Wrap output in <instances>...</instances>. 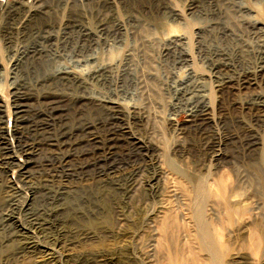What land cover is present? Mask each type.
I'll list each match as a JSON object with an SVG mask.
<instances>
[{
  "label": "rangeland",
  "instance_id": "obj_1",
  "mask_svg": "<svg viewBox=\"0 0 264 264\" xmlns=\"http://www.w3.org/2000/svg\"><path fill=\"white\" fill-rule=\"evenodd\" d=\"M206 1L210 0H169V2L174 3L172 5H175V8L183 13L182 16L185 15L183 18L189 24L186 27L183 21H175L168 0H112L111 4L105 8L106 10L104 9L109 12L104 11V13L102 10V13L105 15V17L103 15L104 18L113 15L109 18L114 17L123 23L124 29L118 39H112V41L108 39L109 43H107V40L94 35V44L86 47L87 51L84 49V53L77 55L78 57L74 54L76 47L74 43L66 45L69 51H67L66 46L57 44L55 45L56 51L53 47L51 51L46 52V54L55 52L51 56L49 53L47 56L45 55L48 58L43 62L46 63L44 66L46 71H49L48 73L51 75H57L60 72L59 69L62 71L76 69V71L86 75L92 68L104 62L115 64L119 60L130 59V63L132 62L134 65V67L131 66L133 71L130 68L132 73L126 75L122 82L125 83L123 86L122 83L118 85L117 80L113 79L114 81H110L107 88L104 87L105 90L103 88L92 89L94 90L92 92L89 89L86 95L88 97L91 95L92 99L99 100L106 97L107 99L117 97L119 99H115L119 100L120 105L123 106L124 104L123 107L132 104L138 106L141 122L138 126H131V131H134L133 133L138 138L152 147L150 149L152 150L153 162H155L153 171L147 170V172L145 170L135 176L136 180L133 179L132 183L134 186L131 185L132 188L129 187L127 193L114 183L109 184L107 180L101 179L99 182L94 179H90V181L88 178L87 181H85L86 178L79 181L76 179L67 180L68 182L64 183L66 185H64L65 193L62 194L65 197L62 196L57 204L55 203L56 197L53 198L49 194H46L48 196L43 195V190L40 187L43 186L41 183L45 185V182L42 179L43 176L38 175L37 172L34 174L36 170L32 168L33 165L27 164L29 173L32 169L31 175L27 172L28 176L33 175L32 178L27 176L29 179H25L28 188L21 187L22 183L16 180L17 173L15 170L0 172L2 175L0 178V219L3 208L9 202L8 199L13 197L8 186L12 185L11 187L16 189L21 187L22 190L17 198L21 200L22 198H30L29 212L36 214L35 216H40L39 222L45 229H43L45 238L40 237V242L43 241L41 242L43 243L42 246H50V248L52 246L57 251V253L53 252V256L56 254L61 264H264V83L261 84L260 80L254 79V82L247 84L238 83L239 86L234 84L232 86L221 85L220 87L215 83L212 76L214 74L209 65L210 59L214 56L212 53L216 54L218 50L223 49L225 56L227 55L228 57H226L231 62L233 60L234 63L237 62L234 68L232 67L234 72L237 68L238 74L242 70L244 72L251 70L252 72L249 73L254 74L256 61L263 57L261 52H264V0H234L236 4L233 0H226L231 4L233 3L232 5L236 9L244 6L249 8V10L241 13L235 10L236 15L240 14L247 18L249 21L248 30L258 34L260 39L249 36L244 27L243 29L242 26L238 27L237 25L231 27L232 29L229 27L230 34L229 32L225 34L226 37L221 35L222 30L209 25L211 24L209 21L204 22V16L196 15L197 10L201 13H207L208 2ZM15 2L20 4V13L23 15L19 21L20 23L21 21L24 22L20 24L21 27L16 21L15 24H10L9 27L11 28H9L0 19L2 22L0 23V87H4V90L0 88V91H3L0 92V106L4 117L2 118L3 127L9 129H13V122L15 123L18 115L26 113V108L21 107L19 109L14 106L15 102L12 96L13 86H18L24 81L27 82L23 76L20 77V73L11 72L12 63L16 57L15 53L25 48L40 47L42 43L39 38L46 32L53 37L57 36L61 29L59 26L57 27L58 23L60 24V21L65 20L73 11L78 14L81 12L78 26L86 25L88 28L91 26L90 29L94 30L96 26L94 24L98 22V16L94 15L96 13L92 8V6L94 7L92 3L94 0L91 2L90 0H0V3L5 6L14 5ZM187 2L194 5V13H188ZM31 5L32 7L34 5L35 8H31ZM29 8L37 11L32 12L34 16L26 17L24 14L30 11ZM88 13L90 14L88 15ZM255 17L256 19H253ZM168 25L181 28L182 31L177 34L187 32L186 38L181 39L183 44H180L178 49L180 48L181 51L190 55L195 64H193L195 74L204 75L203 77L206 79L209 77V82L208 79L205 80L207 83H205V87L203 85L202 91L206 88L203 93L206 94L207 91H210V96L204 98L205 101L199 100V103H196L197 106L210 105V116H212L209 124L207 123L208 126H205V133L204 130L194 131V128L190 127L188 111L192 108L193 98L187 97L185 100H180L177 96L178 89L182 88L180 83H188L191 78L190 62L188 63V60L182 62L179 59L166 60L162 57L160 48L165 44L168 46V44L161 36ZM4 27L9 29V34H5L7 30ZM22 35L23 37H21ZM142 38L145 40L140 42ZM243 42L244 44H242ZM26 43V47H23ZM240 45H245L246 50H250L246 52L248 53L247 59L249 61L246 59L248 62L245 60V63L244 61L238 62L240 60L237 57L234 58V53ZM62 47L65 49L64 51ZM70 51L72 53H68ZM223 51L219 52L223 53ZM55 54L56 57L53 58L52 56ZM57 55H62V58ZM87 55L92 58L87 57ZM207 56L209 60H206L208 59ZM51 57L52 60H50ZM82 58L85 59V62H82L84 61ZM176 61H179V64ZM52 66L53 68H51ZM57 71L59 72L57 73ZM16 75L20 78H17ZM168 75L171 76L169 79L167 78ZM30 76L27 78L31 79L32 76ZM209 84L212 86L210 87ZM177 85L178 88H176ZM117 86L122 89L119 90ZM208 86L212 89H207ZM114 88L116 90H113ZM105 91L106 95L102 97L100 93L104 95ZM113 91L115 94H112ZM207 98L210 101L208 103L206 102ZM258 101H261L260 105L257 104ZM29 104L30 108L35 105L33 101ZM172 105H174L173 108ZM185 105L186 107H184ZM185 108L188 109L187 112ZM249 133L255 136L257 140L254 145L246 148L241 142H243L245 135H250ZM218 141L222 149L219 156L215 157L214 155L217 153L214 152V149H210L209 152V148ZM223 142H226V145ZM39 153L43 154L42 151ZM22 159L17 158V162H23ZM151 171L161 173V179L157 184L161 190V195L157 199L149 197L146 190L147 178L152 174ZM3 181L5 182L2 183ZM85 182H89L93 186ZM33 187L40 189L36 188L37 191ZM91 187H94L95 191ZM81 189H85L86 194L81 195L83 193ZM121 193L122 195H120ZM5 194L8 195L5 196ZM35 195L38 196L35 197ZM78 202L83 206L79 205ZM54 203L55 205H53ZM199 205L202 206L200 208L202 211L196 213ZM55 206L59 210L63 207L62 211L64 212L61 215H64H60L63 218L59 217L61 219L59 221L63 222L45 223L44 220H47L48 214ZM25 218L26 216H19L23 222H25ZM42 219L44 220L42 221ZM47 232L49 236H46L48 235ZM4 236L5 234L2 233L1 237ZM25 241V243L24 240L21 241L24 244L1 243L0 264H52L54 262L50 261L52 260L51 255H47V257L40 252L44 251L43 248L33 250L29 247L36 242L35 239ZM19 246L23 248L20 251H18ZM16 251L19 253L14 255ZM15 256H17L16 259Z\"/></svg>",
  "mask_w": 264,
  "mask_h": 264
},
{
  "label": "bare ground",
  "instance_id": "obj_2",
  "mask_svg": "<svg viewBox=\"0 0 264 264\" xmlns=\"http://www.w3.org/2000/svg\"><path fill=\"white\" fill-rule=\"evenodd\" d=\"M83 1H85V0H83ZM91 1L92 0H90V2ZM111 2H112V0H94V2H92L94 5V7L92 6V8H94V10H95L94 12L96 13L94 15L98 16V19H97L98 22H97V24H96V22L94 24V26L96 25L94 28L95 31L90 29L91 26H89V28L86 25L85 26H82V25L78 26L77 23H78L79 18H80L79 15L81 14V12H80L81 10L80 11L78 10L80 12V14L73 11L72 13H70L66 17L65 20L60 21V24L58 23L57 27L59 26L61 29H60L59 34L56 33V34H58L57 36L53 37V36H51L50 33H48V34H47V32L44 33L43 32L44 30H43L42 32L45 35H43L39 38L40 39L39 41H41V43H42V45L40 47L35 46L32 48L30 47V49L25 48L24 50H20V51L18 49H16L18 51L15 53L16 57L13 60L11 72L12 73H15V72L20 73V77L23 76L27 80V82L24 81L23 83L19 84L18 86H13L12 88L14 91L12 90L13 91L12 96L14 97V102H15L14 106H17L19 109L21 107L22 108L24 107V108H26L27 111L25 110L26 113L24 115L23 114L18 115V117L15 115L17 118L15 119V123L13 122V124H14V126L12 125L13 129H9L8 127H6V128L3 127V122H2L3 119L2 118H4V117H3L1 106H0V172H6L7 170H15L17 173L16 180L20 181L22 183L21 187L25 186V188H28V187H26L27 185H26L25 179H27L28 177L32 178L33 175L28 176L27 172L29 173V171L27 169V164L33 165L32 168H34L36 170L35 173L34 172L33 173L36 174V172H37L38 175L43 176L42 179L44 180L45 185L41 183V185H43V186H41V187L39 186L41 188V190L44 191V192L42 191L43 195L45 196L46 194H49L53 198L56 197V199H57V201L55 202L56 204L59 200L62 199V196H63L62 194L65 193L64 189H65L66 185L64 183L67 180L76 179L79 181L80 179L83 180L84 178H86L85 181H87V178H88V180H90V179H94L96 181L98 180V182L101 179L107 180V182L109 184L114 183L123 192L127 193L128 192L127 190L129 189V187L132 188L131 185H133L132 184L133 179L136 180V178H135L136 175H138L142 171L144 172L145 170L147 171V170H152L153 168H155V166H154L155 162H153V158H152V156H153L152 150L150 149L151 146H149L147 143H145V141L138 138L133 133L134 131H131V129H132L131 126H133V125L138 126L139 123L141 122V116L139 115V112H138V106L136 107V105L132 104L129 106L126 105L127 107H123L125 105L124 104H123V106L120 105L118 103L119 100L118 101L116 100V99H119L117 97H114L112 99H107V97H106V98H103L105 100H103V99L99 100V99H95V98L92 99L93 97H91V95L89 97L86 95L87 94L86 92L89 89H91V90L96 89L97 90L99 88H103V90H105L104 87L107 88V85L113 79L115 81L117 80L118 85L119 84L121 85V83L126 78V75L128 76V74H130V72H131L130 70L132 69L131 66L133 64H132V62L130 63V59L129 60L128 59H122V60L117 61L115 64H110V63L104 62V63L100 64L99 66H95V67L93 66L94 68L90 67L92 69L86 75L83 72L76 71V69L75 70L69 69L70 71L69 70L68 71H66V70L62 71L59 69L60 72L57 71V73L59 72L58 74L56 73L57 75H51L50 73H48L49 71H46V68L44 67L46 63H43V62H45V59L48 58V57H45V55L47 56V54L49 53L51 56L53 51H52V53L48 52L47 54H46V52L49 50L51 51L53 47H54L53 49L55 50V45H57V44L58 45L62 44L64 46H66V45H71L74 43L76 47H75V51L73 48V51L75 52L74 54H76V56H77L79 54L84 53V49L86 50V47H89L90 45L94 44L93 43L94 35L95 36L97 35V37L102 38L105 41L107 40V43H109L108 39H111V41H112V39H118V36L121 34V32H123L122 30L124 29L123 23L120 20H116L114 17L112 19L109 18V17L113 16L110 14H109L110 16L108 18L107 17L104 18L105 17L104 13L106 12L105 8H107L108 5L111 4ZM168 2H169V0H168ZM206 2H208L207 13H205V12L201 13V11L199 12V10H197L196 15L204 16V19H205V21L203 20L204 22L209 21L211 23L209 25H212L216 28H219L220 31L222 30L223 33L221 32L222 33L221 35L227 34L231 27L237 25L238 27H241V26H242V28L244 27L245 29L244 28L243 29L245 30V32H247L249 34V36H253L255 39H256V37L257 38L260 37V36H258V34L248 30L249 21L247 18L242 17V15H240L238 13H237L238 15H236L235 10H237V12H240V13L245 12V10H249V8L247 6L236 9L235 6L232 5L233 3L231 4L230 2H228L226 0H210V1H206ZM233 2H234V0H233ZM187 3H188V5H187L188 13H190V14L194 13L195 12L194 5L191 2H187ZM169 4H171L170 7H171V10L173 12V16L175 17V21L181 20L185 23L186 27H188L189 24H187V21H185L186 19L183 18L185 15L182 16L183 13H181L177 8H175V5H172V4H174L173 2H169ZM234 4H236V3L234 2ZM86 6H87V4H86ZM203 6H205V5H203ZM33 7H34V5H33ZM33 7L31 5V8H33ZM89 8H91V6H89ZM28 10H30V11L26 12L25 14L23 13L24 15H26V17L33 15L32 12L35 13V11H37L34 9L31 10L30 8ZM90 10H89V12H91ZM102 10H103V12L104 11L105 12L102 13ZM92 11H93V9H92ZM20 12H21V8H20V4L18 2H15L14 5L12 4L11 6H5V5L0 3V19L2 20V22L5 26L9 27L10 24H12V23L15 24L16 21H18L19 25L21 23H24L23 21H21V23L19 22L23 16ZM107 12H109V11L107 10ZM89 14L90 13H88V15ZM260 14L262 15V13H260ZM103 15H104V17H103ZM90 16H92V15H90ZM253 19H256V17ZM260 20H261V18H260ZM133 21H137V20H133ZM2 22H0V23H2ZM257 23H259V22L257 21ZM52 25H54V24H52ZM181 25H183V24H181ZM20 27H21V25H20ZM35 27H37V26H35ZM48 27H50V26L48 25ZM4 28H6V30H7V32L5 34H9L10 33V32L8 33L9 29L7 27H4ZM9 28H11V27H9ZM38 28H37V30H38ZM34 29L36 30V28H34ZM45 30H46V27H45ZM181 31H182L181 28L176 27L174 25H168L164 29V32L162 33L161 37L162 38L164 37L163 39H164V41L166 40V43L168 44V46L166 44L163 45V47L161 46V48H160L161 54H162V57L165 58L166 60L172 59V61H173V60L179 59L182 62L183 61L187 62V60H188V63L190 62V67H191V72H192L190 79H192V81H190V79H189L188 83H186V82L180 83V86H182V88L178 89L177 96H178V99H180V100H185L187 97L193 98V102L191 103L192 108L188 111V117L190 118V119H188V121L190 122V127L194 128V131L195 130H198V131L204 130V133H205V130H206L205 126H208V124H209L208 122L211 121L210 117L212 116V115L210 116V110H211L210 105L207 104L209 101L208 100L209 98H207V101H206L207 103L205 102L208 105V107H207V105H203L202 103H200V104H202L203 106L202 105L197 106L196 103L199 100L200 101L204 100V98L210 96V93H211L210 91L206 90L207 91L206 94L203 93V91L206 88L203 89V91H202L203 85L205 87L206 86L205 83H207L205 80H207L209 77L206 79L205 77H203L204 75L195 74V71H194V68H195L194 65L195 64L192 62V58L190 57V55L188 53L187 54L184 53V51H181L180 48L178 49L179 45L183 44V41L181 42V39L186 38V35H187V32L182 33L183 35L177 34L178 32H181ZM233 31H234V29H233ZM16 32H14V33H16ZM216 32H217V30H216ZM133 33H135V32H133ZM229 34H230V32H229ZM21 37H23V35ZM217 37H221V36H217ZM225 37H226V35H225ZM96 39L98 40V38H96ZM241 39H242V37H241ZM144 40L145 39L142 38V39H140V42H143ZM105 41H103V42H105ZM242 44H244V42ZM26 45H27V43L23 47H26ZM63 47H62V50L64 51L65 49H63ZM93 47H95V46H93ZM14 48H16V47H14ZM58 48H60V47H58ZM67 48L68 47L66 46V49ZM19 49H20V47H19ZM247 50H246L245 45L238 46L236 52L234 53L235 54L234 58L237 57L240 60L238 62H241L244 60L246 61V59L248 58V55H247L248 53H246V52L250 51V50L249 51H247ZM67 51H69V49H67ZM219 51H223V49L218 50V52L216 51L217 52L216 54L212 53V55H214V56L209 61L210 62V64H209L210 69L213 71V74H214L212 76L215 79V83L217 84V86L218 85H220V87H221V85L222 86H224V85H231L232 86L234 84L235 85L237 84V86H239L238 83L243 85V84H247L249 82H254V79L260 80L262 82L261 84L264 83V52H261V50H260L263 57H260V60L258 59L259 61H256L257 65L255 66V70L253 72L254 74L249 73L251 70L250 71L248 70V72H246V71L244 72L242 70L243 67L241 68V70L243 72L240 71V73L238 74L236 72V70H238L236 68V66H235V68H236L235 72L236 73L233 70L234 65H236L237 62L234 63L233 62L234 60L231 62V60H229L227 58L228 56L227 55H226L227 57L225 56L224 51H223V53L219 52ZM60 53H61V51H60ZM68 53H72V52L70 51ZM88 56H90V55H87V57ZM52 57L55 58L56 54H55V56H52ZM52 57L50 60H52ZM58 57L62 58V55L58 56ZM85 57H86V55H85ZM209 57H210V55H209ZM209 57L207 56L208 59H206V60H209ZM72 58H74V57H72ZM185 58H188V59L185 60ZM79 59H81V58H79ZM230 59H231V57H230ZM74 60H75V58H74ZM83 60L84 61H82V62H85V59H83ZM86 60H87V58H86ZM54 61L57 62V60H55V59H54ZM77 61L78 60L76 59V62ZM245 61H244V63H245ZM248 61H246V62H248ZM56 62H54V64ZM176 62L178 63L179 61H176ZM176 62H174V63H176ZM241 64H243V63H241ZM56 65H57V63H56ZM239 65H240V63H239ZM66 67H67V65H66ZM132 67H134V65ZM51 68H53V66ZM29 69H32L34 71H30ZM48 69H49V67H48ZM71 69H72V66H71ZM132 71H133V69H132ZM52 74H54V73H52ZM6 75H8V74L6 73ZM29 75L32 76L31 79H28ZM5 76H3V77H5ZM11 76H13V75H11ZM18 77L19 76H17V78ZM170 77H171L170 75L167 76L168 79ZM207 81L209 82V79ZM16 82L20 83L18 81H16ZM189 82H191V83L189 84ZM128 83H129V79H128ZM3 84H4V82H3ZM123 84H125V83H122V86H123ZM112 85H114V84H112ZM1 86H2V84H1ZM211 86H212V84L210 85V87ZM208 87H207V89H212V88H210V87L208 88ZM3 88H1V89L4 90ZM112 88H113V86H112ZM117 88H118V86H117ZM176 88H178V85ZM108 89H111V88H108ZM120 89H122V88H120ZM113 90H116V89L114 88ZM93 91L94 90H92V92ZM98 91H97V94H98ZM100 94L103 97L106 95V91H105L104 95H102V93H100ZM112 94H115V92L113 91ZM116 95L118 96V94H116ZM174 95H176V94H174ZM113 99H115V100H113ZM175 99L177 100V98H175ZM32 101L34 102L35 105L31 106V108H30L29 102L31 103ZM177 101H175V102H177ZM14 102H12V103H14ZM185 102H184V104H185ZM260 102L261 101H258L257 104L260 105L261 104ZM181 103L183 104V102H181ZM186 104H188V103H186ZM12 106H13V104H12ZM175 106H177V105H175ZM173 107H174V105H172V108ZM184 107H186V105ZM187 110L185 108L186 112H187ZM17 112H20V110L19 111L17 110ZM23 112H21V113H23ZM134 129H135V127H134ZM208 135H210V134H208ZM204 139H205V137H204ZM213 139H212V141H213ZM256 140L257 139L255 138V136H253L251 134L245 135L244 139L242 140L243 142H241V144L244 147L246 146V148H247L248 146H250L252 144L254 145ZM206 143L209 144V142H206ZM224 144L226 145V142ZM205 146L208 148L207 145H205ZM210 149H214V152L217 153L214 156L217 157V155L219 156V154L221 153L222 148H221V145L219 144V141H218V143H213L212 146H210L209 152H210ZM41 151L43 152V154L39 153ZM44 152H46V153H44ZM39 154H42V155L39 156ZM17 158H23L22 161L23 160L24 161L19 163V162H17ZM213 159H215V158H213ZM31 172H32V169H31L30 173ZM141 174H143V173H141ZM160 174L158 172L154 171L149 176V178H147L148 181H147V189L146 190H147L149 197H151L152 199L153 198L157 199L161 195V190L157 186L159 180L161 179ZM1 176L2 175H0V178H1ZM41 176H40V178H41ZM42 179H40V180H42ZM2 180H4V179H2ZM4 182L5 181H3L2 183H4ZM85 183H87V182H85ZM38 184H40V183H38ZM114 184H112V185H114ZM90 185L93 186V184H90ZM11 186H8V189H9V192L11 193V195L13 197H11L9 199L7 198L9 200V202H7V204L3 208V212H1L2 214H1V219H0V245H1V243H5V242H11V243L15 242L17 244H24L26 242L25 240L35 239L36 242L34 244L31 243L32 245L29 246L31 249L35 250L37 248H43L44 251H40L38 249V252L40 251L42 254H44V256L51 255L52 260H50V261H54L52 264H61L60 259L57 258L56 254H55V256H53V252L57 253V251L52 246H51V248H50V246H48L49 248L47 246H42L43 243H41V242H43V241L40 242V239H41L40 237L43 236V233H44L43 229L44 228H43L41 222H39L41 220L40 216H35L36 214L34 215L33 212H29L30 206H31V205H29L30 198H28V199L22 198V200L18 199L17 198L18 194H20L22 188L20 187L21 189L20 188L16 189V188H12ZM2 187H5V186H2ZM89 187H88V189H89ZM36 188H34V189L37 190L38 188L37 189ZM93 188H92V190L95 189V188L94 189ZM1 189H3V188H1ZM197 189L199 191V188H197ZM81 190L83 192V193H81V195H82L85 193L84 192L85 189H81ZM121 190H119V191H121ZM23 191L25 192V190H23ZM37 191H35V192H37ZM86 192H87V190H86ZM4 193H6V192H4ZM89 194L91 195L90 192H89ZM197 194H198V192H197ZM7 195L5 194V196H7ZM21 195H20V197H22ZM120 195H122V193ZM31 196H33V194H31ZM36 196H38V195H35V197ZM40 196H42V195H40ZM46 196H48V195H46ZM127 196H128V194H127ZM63 197H65V196H63ZM123 197H125V196H123ZM84 198H86V197H84ZM88 198H90V197H88ZM41 202H43V201H41ZM62 202H63V200H62ZM2 203H4V202H2ZM49 203H50V201H49ZM55 203L53 205H55ZM53 205H51V206H53ZM79 205H81V204L79 203ZM56 206H55V208H56ZM81 206H83V205H81ZM45 207H46V205H45ZM201 207L202 206L199 205L196 213H201V211H202V209H200ZM48 208H50V207L48 206ZM55 208L51 209V212L47 216V220L42 219V221L44 220L45 223H48V224L53 223L54 224V222H58L59 220H61V219H59V217H60L61 213L64 212V211H62L63 207H62V209H60L61 211L58 209V207L56 209ZM46 211H47V209H46ZM92 213H93V211H92ZM62 215H64V214H62ZM19 216H21V217L26 216L25 222L21 221L19 219ZM60 218H63V217H60ZM63 220H65V219H63ZM62 222H60V223H62ZM66 225H68V224H66ZM69 225H71V224H69ZM201 227H202V225H201ZM2 233L5 234L4 237H1ZM46 234H48L46 236H49L48 232ZM44 235H45V233H44ZM3 238H4V240H3ZM43 238H45V237L43 236ZM56 239H55V241H57ZM23 240H24V243L21 242ZM31 242H34V241H31ZM57 243H58V241H57ZM27 244H29V242H27ZM47 245H49V244H47ZM19 247L20 248H18V251H20V249L21 250L23 249L21 246H19ZM18 251H16L14 253V255H17L19 253ZM48 252H51V253H48ZM16 257L17 256H15V259H16ZM62 263H63V261H62Z\"/></svg>",
  "mask_w": 264,
  "mask_h": 264
}]
</instances>
